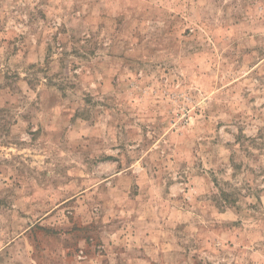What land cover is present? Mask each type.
Instances as JSON below:
<instances>
[{"label":"rangeland","instance_id":"374dc122","mask_svg":"<svg viewBox=\"0 0 264 264\" xmlns=\"http://www.w3.org/2000/svg\"><path fill=\"white\" fill-rule=\"evenodd\" d=\"M0 264H264V0H0Z\"/></svg>","mask_w":264,"mask_h":264},{"label":"trees","instance_id":"16d2710c","mask_svg":"<svg viewBox=\"0 0 264 264\" xmlns=\"http://www.w3.org/2000/svg\"><path fill=\"white\" fill-rule=\"evenodd\" d=\"M223 195H224V198L226 199L227 198V196L223 193Z\"/></svg>","mask_w":264,"mask_h":264}]
</instances>
